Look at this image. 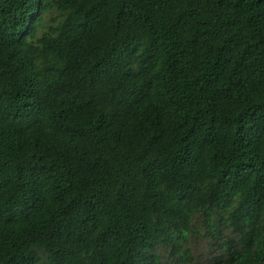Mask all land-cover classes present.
Listing matches in <instances>:
<instances>
[{
  "label": "trees",
  "instance_id": "trees-1",
  "mask_svg": "<svg viewBox=\"0 0 264 264\" xmlns=\"http://www.w3.org/2000/svg\"><path fill=\"white\" fill-rule=\"evenodd\" d=\"M200 215L264 264V0H0V264H187Z\"/></svg>",
  "mask_w": 264,
  "mask_h": 264
},
{
  "label": "rangeland",
  "instance_id": "rangeland-1",
  "mask_svg": "<svg viewBox=\"0 0 264 264\" xmlns=\"http://www.w3.org/2000/svg\"><path fill=\"white\" fill-rule=\"evenodd\" d=\"M55 15L56 13L54 10H50L42 15L40 32L46 30L53 24L52 19L56 17ZM220 234L227 236L228 231L221 226ZM221 243L222 241L218 240L217 237L210 232V227L207 226L204 218L201 215L198 216L187 245L191 257V261L187 264H212V260L222 254L219 249ZM162 256L165 263H171V255L169 251L162 252ZM177 259L180 260L179 256H177Z\"/></svg>",
  "mask_w": 264,
  "mask_h": 264
}]
</instances>
